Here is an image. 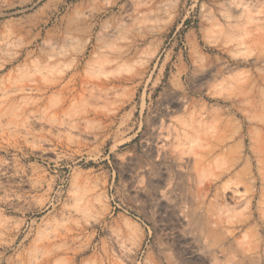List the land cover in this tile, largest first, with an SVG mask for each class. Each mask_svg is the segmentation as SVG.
I'll list each match as a JSON object with an SVG mask.
<instances>
[{"label":"rangeland","instance_id":"1","mask_svg":"<svg viewBox=\"0 0 264 264\" xmlns=\"http://www.w3.org/2000/svg\"><path fill=\"white\" fill-rule=\"evenodd\" d=\"M0 264H264V0H0Z\"/></svg>","mask_w":264,"mask_h":264}]
</instances>
